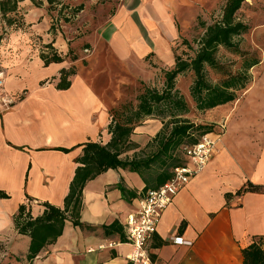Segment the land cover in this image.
<instances>
[{
  "label": "crops",
  "instance_id": "0c3cea01",
  "mask_svg": "<svg viewBox=\"0 0 264 264\" xmlns=\"http://www.w3.org/2000/svg\"><path fill=\"white\" fill-rule=\"evenodd\" d=\"M69 1L83 9L56 34L50 30L56 9L47 0L18 1L19 26L11 28L0 45L4 91L23 93L10 109L0 108V191L7 196H0L1 262L28 264L21 258L29 237L13 224V213L25 202V194L62 207L82 149L53 148H70L100 135L106 142L110 108L122 103L135 76L145 73V57L168 52V39L175 34L170 19L160 29L159 13L142 0H120L111 11L112 0ZM49 43L62 61L44 64L42 45ZM85 48L88 54L82 52ZM70 66L76 72L68 77L69 87H57L61 68ZM252 95L258 97L257 109L248 116L238 114L237 108ZM245 100L227 115V126L226 121L218 123L216 154L165 208L145 245L149 264H240V249L264 234V190L234 193L248 181L264 186V97L257 92ZM120 181L134 198L121 196L116 187ZM143 186L136 173L121 168H109L87 181L80 219L96 226L95 231L65 221L62 235L31 264H131L125 256L132 246L122 223ZM41 212L38 203L31 204V215ZM113 221L121 228L123 242L120 234L107 235L100 229ZM171 237L180 240L175 243Z\"/></svg>",
  "mask_w": 264,
  "mask_h": 264
},
{
  "label": "trees",
  "instance_id": "16d2710c",
  "mask_svg": "<svg viewBox=\"0 0 264 264\" xmlns=\"http://www.w3.org/2000/svg\"><path fill=\"white\" fill-rule=\"evenodd\" d=\"M18 1L20 0H0V19L7 27L19 26L15 15ZM246 1L224 0L217 16L212 17L210 21L200 16L197 17L195 30H199L200 33L191 41L186 38L181 39L179 46H183L187 49L186 51L178 53L179 46L174 48L170 68L161 69L162 87H151L144 84L135 96L136 102L126 101L119 108H110L109 121L105 127V132L109 136L106 142L101 143L100 140L88 139L70 148L61 146L53 148L69 152L80 146L82 150L75 159L77 167L70 180L68 191L63 197L62 207H57L47 201L37 202L25 194V202L20 203L13 213L14 228L19 234L29 237V248L24 255L26 263L31 264L33 258L47 244L55 242L62 235L65 221H70L74 227L95 231L96 226L86 224L80 219L83 206L82 189L87 181L109 168H121L136 173L143 180L142 191L158 188L170 179L175 167L185 163L182 148L185 145L196 143L201 135L214 131L208 125L195 124L185 117L189 106L176 88L175 78L187 71L192 73L189 95L198 111L215 108L236 100L237 92L245 89L250 81L248 69L255 65L257 60L253 57L244 58L241 69L232 72L218 54L220 48H224L233 54L243 56L244 53L236 38L247 32V25L237 17L236 12ZM47 2L51 9H56L58 5H61L60 10H66L69 15V18H64L66 23H72V19L83 9L82 4H74L69 0H47ZM50 30L53 32L52 25ZM42 47L48 49L41 54L44 64L63 60L60 54L55 53L50 43L43 44ZM153 55L150 53L145 59ZM75 58L76 56L73 55L71 60ZM75 70L74 66L61 68L57 87L68 88L70 84L68 77L74 75ZM209 70L219 76L218 81L215 82L208 78ZM147 117L159 119L161 126L153 137L139 147L131 137L134 134L133 130ZM130 151L131 154H129ZM116 187L120 190L121 196L126 197L127 193L130 199L135 197L133 193L130 194L125 189L121 181L116 184ZM261 190H264L263 185H254L248 181L234 193L239 195L247 191ZM0 196L7 197L1 191ZM32 203H38L42 207L40 215H31ZM183 226L184 224L180 223L179 229L182 230ZM100 229L107 235L118 233L120 241H124L121 228L116 221L109 225H102ZM240 255L242 257L240 264H264V234L256 236L246 247L241 248ZM19 260V257L14 259V261ZM0 264L13 263L0 261Z\"/></svg>",
  "mask_w": 264,
  "mask_h": 264
},
{
  "label": "rangeland",
  "instance_id": "374dc122",
  "mask_svg": "<svg viewBox=\"0 0 264 264\" xmlns=\"http://www.w3.org/2000/svg\"><path fill=\"white\" fill-rule=\"evenodd\" d=\"M102 1L101 4L104 2ZM224 0H142L143 3L146 2L149 8L154 7L160 17L159 27L163 28V22L168 23V19L173 24L174 36L169 37L168 45L169 51L166 53H154L153 56L144 59L145 73H138L134 78V83L129 85V89L124 91L122 97L123 101L119 105H115L113 108H119L124 102L131 101L136 102L135 96L139 93V90L143 87L142 85H150L151 87H162V68H170L173 62V50L175 47L179 46L182 38H186L191 41L193 37L197 36L200 32L195 30V23L197 17H203L207 21H210L212 17H216L219 9ZM160 2L163 6H160ZM100 3V2H99ZM112 8L110 11L116 7L120 0H112ZM104 4V3H103ZM164 10H162L163 8ZM151 14V10L149 11ZM165 12V15H164ZM237 17L247 25V32L241 34L236 38L239 47H241L243 56L232 53L224 48H220L219 57L222 61L227 64V66L235 72L241 69L242 60L244 58L250 59L251 57L257 60V63L248 69L247 73L249 75V83L246 85L245 89L237 92V98L233 102H229L226 105L215 107L211 109H206L204 111H198L195 109L194 102L189 95V86L192 83V73L187 71V73L182 75H177L175 78L176 88L179 93L185 98L189 111L185 117L189 118L195 124L208 125L214 131H218V123H224L226 121V126L228 123L227 115L231 113L237 105H240L242 100H245L246 95L259 93L260 96L264 97V0H247L236 12ZM169 24V23H168ZM10 27H7L0 19V45L3 43ZM163 33L164 30H162ZM185 49L183 46H179L178 53ZM75 68V66H74ZM76 69V68H75ZM76 72V70H75ZM218 75L212 70L208 71V78L213 81H218ZM257 96H249L242 106H239L236 110L238 114L242 116L250 115L252 109H257L256 103H259ZM161 126L159 119H154L147 117L144 119L138 128H136L139 133L134 131L131 139L135 141L139 147L146 143V139L150 135H155L156 130ZM238 131V130H237ZM235 131V133H237ZM153 135V136H154ZM98 140L101 143L104 139ZM152 136V137H153ZM228 136V135H227ZM231 136V135H230ZM236 137V135H234ZM151 138V136H150ZM131 154V151L129 152ZM216 154V151L213 155ZM124 156V155H122ZM183 158L184 155L182 156ZM21 260H25L21 258Z\"/></svg>",
  "mask_w": 264,
  "mask_h": 264
},
{
  "label": "built area",
  "instance_id": "2783aa9c",
  "mask_svg": "<svg viewBox=\"0 0 264 264\" xmlns=\"http://www.w3.org/2000/svg\"><path fill=\"white\" fill-rule=\"evenodd\" d=\"M58 5L50 19L53 33H59L66 24L64 18H69L66 10H60ZM43 50L48 51L46 47ZM82 52L89 53L87 48ZM23 97V93H6L3 88V71H0V108L7 110ZM221 131H212L201 135L196 143L182 148L185 163L175 167L169 180L155 189H147L136 199L133 209L126 215L122 225L125 229L126 242L131 244V252L125 256L131 264H149L145 245L157 231L159 220L176 193L182 189L198 172L202 171L217 148ZM172 242H178V237H171ZM113 243L108 244L111 246Z\"/></svg>",
  "mask_w": 264,
  "mask_h": 264
}]
</instances>
